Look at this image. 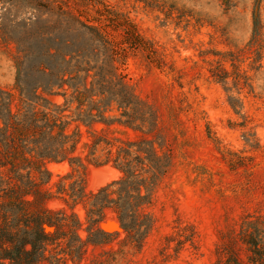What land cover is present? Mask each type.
<instances>
[{
    "label": "trees",
    "instance_id": "1",
    "mask_svg": "<svg viewBox=\"0 0 264 264\" xmlns=\"http://www.w3.org/2000/svg\"><path fill=\"white\" fill-rule=\"evenodd\" d=\"M41 2L49 17L58 14L59 26H42L40 20L24 28L29 43L18 46L17 93H5L0 106V264L78 263L90 244L108 240L101 228L108 211L128 241L142 246L153 227L145 207L174 160L159 111L137 93L124 69L129 56L144 48L137 26L134 36L113 23L120 14L112 10L89 24L68 7L70 0ZM120 30L118 40L113 32ZM1 33L3 41L12 37L5 29ZM127 129L136 138L123 137ZM209 135L225 153L211 130ZM64 162L70 170L54 181L50 165ZM109 164L122 177L88 191L90 165ZM54 201L64 206L52 208ZM193 229L179 227L176 255L187 243L195 246ZM228 235L219 264H264V214H245Z\"/></svg>",
    "mask_w": 264,
    "mask_h": 264
},
{
    "label": "rangeland",
    "instance_id": "2",
    "mask_svg": "<svg viewBox=\"0 0 264 264\" xmlns=\"http://www.w3.org/2000/svg\"><path fill=\"white\" fill-rule=\"evenodd\" d=\"M75 1L68 7L80 21L93 24L92 17L112 10L120 14L113 16L115 25L130 31L136 25L144 37V48L129 56L124 69L137 93L159 111L174 160L145 207L153 227L142 246L128 241L108 211L101 224L106 243L90 244L82 261L69 264H219L228 231L249 212L264 214V0ZM47 13L41 0H0V106L5 93H17L18 46L29 43L24 28L40 20L59 26L58 14L52 19ZM2 29L12 37L3 41ZM123 30L113 32L115 38L122 39ZM8 38L19 44L6 43ZM122 136L134 139L137 133L127 129ZM50 168L54 181L70 170L66 162ZM103 168L116 173L97 185L94 171ZM121 177L112 164L90 165L88 191ZM76 211L85 218L82 206ZM186 225L194 227L196 244L176 255L177 232Z\"/></svg>",
    "mask_w": 264,
    "mask_h": 264
},
{
    "label": "bare ground",
    "instance_id": "3",
    "mask_svg": "<svg viewBox=\"0 0 264 264\" xmlns=\"http://www.w3.org/2000/svg\"><path fill=\"white\" fill-rule=\"evenodd\" d=\"M58 100H62L61 97L56 98ZM94 173L97 175L96 176V184L97 185H102L104 184L109 178L113 177L116 173L115 170L113 169H99V170H95Z\"/></svg>",
    "mask_w": 264,
    "mask_h": 264
}]
</instances>
